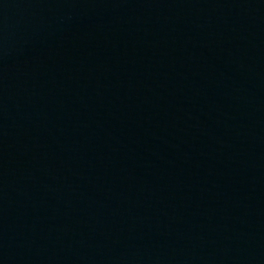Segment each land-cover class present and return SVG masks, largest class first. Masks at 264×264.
Wrapping results in <instances>:
<instances>
[{
  "label": "water",
  "instance_id": "1",
  "mask_svg": "<svg viewBox=\"0 0 264 264\" xmlns=\"http://www.w3.org/2000/svg\"><path fill=\"white\" fill-rule=\"evenodd\" d=\"M264 0H0V185Z\"/></svg>",
  "mask_w": 264,
  "mask_h": 264
}]
</instances>
